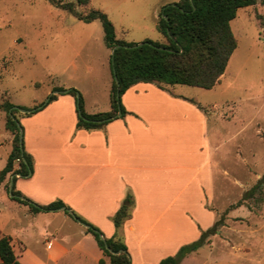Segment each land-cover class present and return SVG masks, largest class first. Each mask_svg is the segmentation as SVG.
Returning a JSON list of instances; mask_svg holds the SVG:
<instances>
[{
  "label": "crops",
  "instance_id": "0c3cea01",
  "mask_svg": "<svg viewBox=\"0 0 264 264\" xmlns=\"http://www.w3.org/2000/svg\"><path fill=\"white\" fill-rule=\"evenodd\" d=\"M179 97L156 83H137L122 96L129 114L99 130L77 128L76 101L69 94L20 117L33 172L17 174L15 190L39 206L64 203L34 212L6 190L14 175L0 185V237L12 239L23 264H111L71 213L103 237L120 239L131 264H159L217 222L204 204L215 195L213 145L219 136L206 115ZM128 195L130 216L117 228L113 217Z\"/></svg>",
  "mask_w": 264,
  "mask_h": 264
},
{
  "label": "rangeland",
  "instance_id": "374dc122",
  "mask_svg": "<svg viewBox=\"0 0 264 264\" xmlns=\"http://www.w3.org/2000/svg\"><path fill=\"white\" fill-rule=\"evenodd\" d=\"M178 1L91 0L86 7L75 4V10L105 12L119 39L139 44L163 40L156 27L162 7ZM231 29L238 47L214 88L160 84L188 98L219 136L213 145L215 195L204 206L221 222L185 264H264V185L254 198L243 199L264 177V0L240 8ZM110 52L100 21H81L48 0H0V103L32 111L57 94L55 87H73L88 100L85 110L109 111ZM5 122L0 109V171L13 141Z\"/></svg>",
  "mask_w": 264,
  "mask_h": 264
},
{
  "label": "trees",
  "instance_id": "16d2710c",
  "mask_svg": "<svg viewBox=\"0 0 264 264\" xmlns=\"http://www.w3.org/2000/svg\"><path fill=\"white\" fill-rule=\"evenodd\" d=\"M48 1L68 10L81 21L86 23L100 21L102 24L104 43L111 51V109L106 112L88 113L85 110L84 98L78 89L73 87L53 89L59 94H69L75 98L77 128L99 130L105 128L113 120L124 118L129 114L122 103V96L137 83H156L159 86L160 84L186 85L208 90L214 88L238 47L237 39L231 29V21L236 17L240 8L256 5L263 0H179L175 4L165 5L162 7L156 25L163 40L146 39L140 45L119 39L114 24L105 12L90 9L88 13L83 14L75 10V4L86 7L91 4V0H75L76 3ZM112 51H114L113 54ZM57 98L58 94L50 95L47 103L41 108ZM0 109L6 112V130L13 135L12 150L5 167L0 171V185L9 175H14L11 186L12 199L30 206L34 212L64 207L62 201H55L46 206L36 205L29 199L23 198L21 193L15 190L16 175L28 177L33 172V158L26 152L24 136L21 138L20 135L21 132L23 133V126L19 116H30L40 109L35 108L31 111L9 101L0 103ZM21 110H25V113L22 114ZM263 185L264 177L245 193L243 199L254 198L255 193L260 191ZM6 187L10 188L9 183H6ZM132 204V196L128 195L113 217L117 228L129 218ZM241 205L242 200L236 206ZM71 216L88 227V231L95 237L104 255L110 258L111 264H131L127 247L120 239L105 238L101 231L92 224L73 213ZM220 222L217 221L211 228L202 231L198 240L182 246L175 256L166 257L159 264H181L185 257L197 252L207 243L208 237L216 233V227ZM0 264H23L15 252L12 239L7 236L0 237ZM99 264H105V260L101 259Z\"/></svg>",
  "mask_w": 264,
  "mask_h": 264
},
{
  "label": "water",
  "instance_id": "95a60500",
  "mask_svg": "<svg viewBox=\"0 0 264 264\" xmlns=\"http://www.w3.org/2000/svg\"><path fill=\"white\" fill-rule=\"evenodd\" d=\"M141 43H139V45H140ZM114 53V51H112V54ZM54 93H59L58 91H54ZM48 101V100H47ZM21 112H24L25 113V110H21ZM118 115H120V113L118 114ZM20 135H21V138H22V136H23V133L21 132L20 133ZM11 186H12V181H11V183H10V193H11Z\"/></svg>",
  "mask_w": 264,
  "mask_h": 264
}]
</instances>
